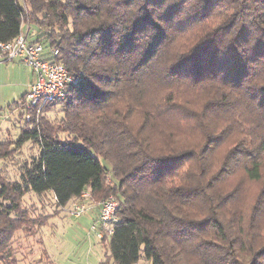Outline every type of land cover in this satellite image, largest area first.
<instances>
[{"label":"trees","instance_id":"1","mask_svg":"<svg viewBox=\"0 0 264 264\" xmlns=\"http://www.w3.org/2000/svg\"><path fill=\"white\" fill-rule=\"evenodd\" d=\"M22 1L34 41L57 48L78 82L22 129L39 155L13 190H49L58 206L83 190L117 196L102 238L113 264L136 263L141 246L151 264H264V0H0V41L21 31ZM184 86L207 98L196 105ZM56 103L52 125L43 115ZM180 108L224 125L181 141L161 121ZM252 182L261 187L245 205ZM7 197L1 183L0 264L16 228Z\"/></svg>","mask_w":264,"mask_h":264},{"label":"rangeland","instance_id":"2","mask_svg":"<svg viewBox=\"0 0 264 264\" xmlns=\"http://www.w3.org/2000/svg\"><path fill=\"white\" fill-rule=\"evenodd\" d=\"M22 4L25 5L22 22H29L26 18L30 13L29 7L24 2ZM31 28L33 31L36 26L31 24ZM11 63L13 62H9L8 65ZM19 67L11 74L7 72L6 67L2 68L0 74V187L3 183L9 193V197L3 201L4 204L7 207L17 204L9 214V218L16 223V228L7 240V253L11 256L5 264H113L107 240L99 238L98 230L91 228L96 214L90 207L76 217L69 213L71 201L62 207L56 205L50 193L42 195L28 191L18 195L13 190L14 185L21 182L22 172L31 160L39 155L37 143L31 140L23 143L19 141L22 129L29 124V121L25 120L23 108V94L28 80L24 81L28 69L22 64ZM182 92L184 96L193 97L198 106L208 95L203 89H192L188 86H184ZM161 95L162 87L154 84L149 92L150 104L159 103ZM62 107L60 103L48 106L43 119L55 125L62 115ZM161 117L166 132L172 130L177 134L175 137L181 141L199 143L204 139L206 132L215 129L214 126H217L218 119H221L222 115L200 112L198 117L194 118L191 113L180 108L173 111L170 109ZM224 119L225 115H223ZM223 120L221 119V123L224 125L225 120ZM159 134L156 128L153 135ZM65 135L60 133L61 138ZM221 146L219 153L217 151L218 156L225 147V141ZM260 187L259 182L248 184L245 187L243 204H251ZM4 220L0 219V222ZM39 222L42 224L36 227ZM261 223L264 227V217ZM134 264H151V261L145 259L143 255V246L140 248V258Z\"/></svg>","mask_w":264,"mask_h":264},{"label":"built area","instance_id":"3","mask_svg":"<svg viewBox=\"0 0 264 264\" xmlns=\"http://www.w3.org/2000/svg\"><path fill=\"white\" fill-rule=\"evenodd\" d=\"M58 53V49L48 42L30 40L27 30H21L10 40L0 41V63L18 60L33 73V80L23 96L25 120L30 121L34 117L37 121L46 103L63 100L68 90L78 82L59 59ZM93 202L91 193L83 190L79 197L71 201L69 213L78 217L88 207L91 208ZM97 206L98 213L91 228L98 230L97 236L102 239L105 232H113L119 199L109 194L98 201Z\"/></svg>","mask_w":264,"mask_h":264},{"label":"crops","instance_id":"4","mask_svg":"<svg viewBox=\"0 0 264 264\" xmlns=\"http://www.w3.org/2000/svg\"><path fill=\"white\" fill-rule=\"evenodd\" d=\"M21 26H22L21 27V30L22 31H25L26 32V30H27L28 38L30 40L37 39V35L39 33V28L38 27L34 28V30L32 31L31 23L30 22H25V23L22 22V25ZM10 62H13V63H11L9 65H8L9 62H2V63H0V74L2 73V68H5L6 67L7 72L9 74H11L12 72H14V70H17V68H20L19 65L22 64V65H24V67H26L28 69V74L26 75V78H25V81H24V82H26L28 80V82H27V88H28L29 83L32 82V80H33V73L31 71V69L28 66H26L25 64L19 62L18 60H14V61H10ZM3 64H5L6 66H2ZM23 70H25V69L23 68ZM27 88H26V90H27ZM45 193L46 194L50 193L52 199L55 201V197H54V195H53V193L51 191H49V190L48 191H45V192L42 193V195L45 194ZM91 209L94 210L95 211V214L97 215V213H98V206H97V202L96 201H94L91 204ZM37 231H38V229H37ZM37 231H36V233H37ZM39 240H41V239H39Z\"/></svg>","mask_w":264,"mask_h":264}]
</instances>
